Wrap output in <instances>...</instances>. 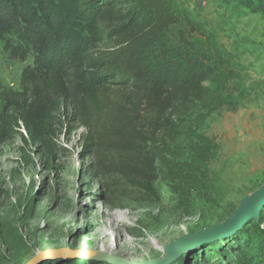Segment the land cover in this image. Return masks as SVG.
<instances>
[{
    "label": "trees",
    "instance_id": "16d2710c",
    "mask_svg": "<svg viewBox=\"0 0 264 264\" xmlns=\"http://www.w3.org/2000/svg\"><path fill=\"white\" fill-rule=\"evenodd\" d=\"M188 1L0 0L6 50L32 58L19 90L0 82V146L18 140L49 161L59 133L79 121L100 173L118 174L157 200L164 184L205 196L200 172L218 153L200 131L215 109L207 102L236 110L247 90L239 61ZM222 3V21L264 14V0ZM142 106L151 117L144 119ZM179 142L183 161L170 157ZM112 152L126 157L108 159ZM210 246L203 264H264V206L258 222Z\"/></svg>",
    "mask_w": 264,
    "mask_h": 264
},
{
    "label": "rangeland",
    "instance_id": "374dc122",
    "mask_svg": "<svg viewBox=\"0 0 264 264\" xmlns=\"http://www.w3.org/2000/svg\"><path fill=\"white\" fill-rule=\"evenodd\" d=\"M188 6L218 30L242 67L239 84L247 90L236 110L207 102L215 109L200 131L215 140L218 153L200 172L205 196L164 184L157 200L118 174L100 173L79 121L70 133L69 127L59 133L49 161L33 146L8 141L0 146V264H26L37 254L40 263L86 264L94 251L113 257L94 264H160L170 242L221 223L264 184V14L226 15L222 21V0H189ZM31 62L11 55L0 39L3 85L19 90L22 70ZM141 109L144 119L152 116ZM187 155L181 142L172 145L171 158L183 161ZM224 238L179 248L166 264H203L202 256L213 252L210 243Z\"/></svg>",
    "mask_w": 264,
    "mask_h": 264
},
{
    "label": "water",
    "instance_id": "95a60500",
    "mask_svg": "<svg viewBox=\"0 0 264 264\" xmlns=\"http://www.w3.org/2000/svg\"><path fill=\"white\" fill-rule=\"evenodd\" d=\"M264 206V184L248 195L228 218L221 223L203 229L193 234L180 237L170 242L163 250L161 257L157 260L160 264H166L169 260L176 256V250L180 246H188L196 241L209 242L212 240L220 239L233 235L241 229L248 221H259L260 211ZM93 260L102 257L103 260L113 258L112 256H105L99 251H94L91 255ZM92 259V258H91ZM41 260L40 255H35L26 264H39ZM96 261V260H95Z\"/></svg>",
    "mask_w": 264,
    "mask_h": 264
},
{
    "label": "bare ground",
    "instance_id": "6f19581e",
    "mask_svg": "<svg viewBox=\"0 0 264 264\" xmlns=\"http://www.w3.org/2000/svg\"><path fill=\"white\" fill-rule=\"evenodd\" d=\"M196 242H198V241H196ZM182 247H184V246H180V247H178L177 250H178L179 248H182ZM177 250H176L175 252H177ZM83 251H88V249L84 248Z\"/></svg>",
    "mask_w": 264,
    "mask_h": 264
}]
</instances>
